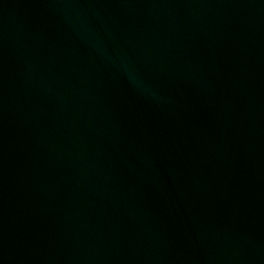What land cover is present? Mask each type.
Masks as SVG:
<instances>
[{
  "label": "water",
  "instance_id": "obj_1",
  "mask_svg": "<svg viewBox=\"0 0 264 264\" xmlns=\"http://www.w3.org/2000/svg\"><path fill=\"white\" fill-rule=\"evenodd\" d=\"M0 264H264V0H0Z\"/></svg>",
  "mask_w": 264,
  "mask_h": 264
}]
</instances>
